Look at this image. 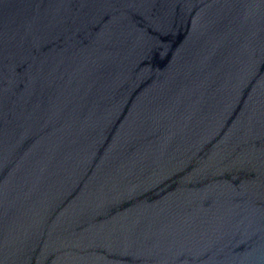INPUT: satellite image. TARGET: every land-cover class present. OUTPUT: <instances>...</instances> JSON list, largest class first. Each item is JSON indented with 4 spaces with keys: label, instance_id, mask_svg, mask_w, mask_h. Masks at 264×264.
I'll return each mask as SVG.
<instances>
[{
    "label": "water",
    "instance_id": "95a60500",
    "mask_svg": "<svg viewBox=\"0 0 264 264\" xmlns=\"http://www.w3.org/2000/svg\"><path fill=\"white\" fill-rule=\"evenodd\" d=\"M0 264H264V0H0Z\"/></svg>",
    "mask_w": 264,
    "mask_h": 264
}]
</instances>
